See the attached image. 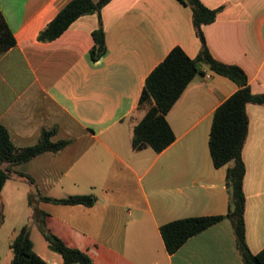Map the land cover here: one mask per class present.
<instances>
[{
    "label": "crops",
    "instance_id": "crops-1",
    "mask_svg": "<svg viewBox=\"0 0 264 264\" xmlns=\"http://www.w3.org/2000/svg\"><path fill=\"white\" fill-rule=\"evenodd\" d=\"M71 1L0 0L17 41L0 53V124L19 148L37 144L45 128L57 129L55 141H70L59 154L45 153L15 168L34 184L20 177L6 183L0 264H11V244L27 224L36 247V209L47 214L53 235L94 264H242L229 220L191 238L173 255L161 234L173 221L228 214L229 166L215 168L209 140L214 113L238 91L237 84L203 65L204 74L167 116L176 141L160 154L133 149L134 128L146 114L139 103L147 78L177 47L191 59L200 53L191 7L180 0H112L101 12L107 53L93 62L97 15L79 18L55 41H38ZM201 1L220 10L216 21L203 27L213 58L243 69L253 94L264 95V0ZM247 114L246 241L259 254L264 250V106L249 104ZM37 190L56 200L94 195L97 201L86 207L36 199L32 207L29 195ZM35 251L47 264H64L46 240L41 252Z\"/></svg>",
    "mask_w": 264,
    "mask_h": 264
},
{
    "label": "trees",
    "instance_id": "trees-1",
    "mask_svg": "<svg viewBox=\"0 0 264 264\" xmlns=\"http://www.w3.org/2000/svg\"><path fill=\"white\" fill-rule=\"evenodd\" d=\"M112 0H73L41 31L38 41L48 43L60 38L79 18L88 15L99 17V28L92 34L94 46L90 52L93 62H98L107 53L106 35L101 12ZM191 7L193 24L197 37L201 41V50L196 59H191L182 48H175L168 57L150 74L146 80L139 110L146 111L142 121L134 128L133 149L142 151L152 148L160 154L168 149L176 136L167 120V116L179 101L187 87L203 70L198 64L207 66L214 73L233 81L238 91L226 100L214 113L210 133L209 148L215 168L229 166L227 188L230 195V208L226 216L186 218L168 223L161 228V234L170 254L177 253L191 238L229 220L234 228L238 248L242 255V264H264V250L253 254L247 245L245 229L246 196L244 182L246 166L243 151L249 134L247 106H264V95H255L245 71L238 66L221 63L211 55L203 32V27L214 23L220 10L207 8L201 0H180ZM17 45L16 38L0 10V53ZM56 128L43 129L37 144L19 148L8 129L0 124V229L5 223L2 192L6 183L14 177L26 179L34 184L29 176L15 170L33 159L45 154H59L70 141H55ZM56 203L60 205L92 207L97 199L94 195L72 196L56 200L43 196L38 190L29 195V204L34 201ZM36 209V208H35ZM47 214L35 210L33 222L46 242L57 249L64 264H94L93 259L79 249L68 247L61 239L53 235L46 225ZM32 224L25 225L11 244L13 255L11 264H47L35 251L31 239Z\"/></svg>",
    "mask_w": 264,
    "mask_h": 264
},
{
    "label": "rangeland",
    "instance_id": "rangeland-1",
    "mask_svg": "<svg viewBox=\"0 0 264 264\" xmlns=\"http://www.w3.org/2000/svg\"><path fill=\"white\" fill-rule=\"evenodd\" d=\"M33 239H34V242H35V245H36L35 248L40 253L41 252V246L45 242L42 234L40 233V230L39 231L38 230H34L33 231Z\"/></svg>",
    "mask_w": 264,
    "mask_h": 264
},
{
    "label": "water",
    "instance_id": "water-1",
    "mask_svg": "<svg viewBox=\"0 0 264 264\" xmlns=\"http://www.w3.org/2000/svg\"><path fill=\"white\" fill-rule=\"evenodd\" d=\"M202 67H203V64H198V68L202 69ZM50 249H51L53 252H55V253H59V252L57 251V249L54 248V247L51 246V245H50Z\"/></svg>",
    "mask_w": 264,
    "mask_h": 264
},
{
    "label": "built area",
    "instance_id": "built-area-1",
    "mask_svg": "<svg viewBox=\"0 0 264 264\" xmlns=\"http://www.w3.org/2000/svg\"><path fill=\"white\" fill-rule=\"evenodd\" d=\"M210 78V75L209 74H206L205 75V79H209Z\"/></svg>",
    "mask_w": 264,
    "mask_h": 264
}]
</instances>
